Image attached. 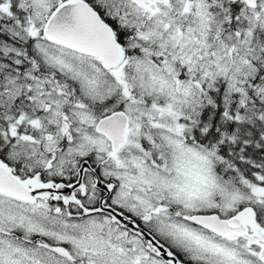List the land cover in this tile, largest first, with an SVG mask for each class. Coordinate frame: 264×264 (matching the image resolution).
Segmentation results:
<instances>
[{
    "label": "snow or ice",
    "instance_id": "1",
    "mask_svg": "<svg viewBox=\"0 0 264 264\" xmlns=\"http://www.w3.org/2000/svg\"><path fill=\"white\" fill-rule=\"evenodd\" d=\"M0 264H264V0H0Z\"/></svg>",
    "mask_w": 264,
    "mask_h": 264
}]
</instances>
